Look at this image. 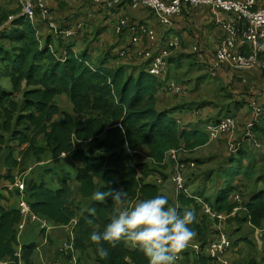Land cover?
<instances>
[{
	"label": "trees",
	"instance_id": "16d2710c",
	"mask_svg": "<svg viewBox=\"0 0 264 264\" xmlns=\"http://www.w3.org/2000/svg\"><path fill=\"white\" fill-rule=\"evenodd\" d=\"M89 2L97 5L92 0ZM123 3L131 2L125 0L114 7L98 6L114 11ZM21 9L20 6L15 11H8L0 7V27L11 14L17 15L0 31V152L5 148L10 151L6 159L10 167L7 178H13L12 168L24 171L25 163L27 166L41 162L48 153L49 159L66 158L69 168L76 170L75 180L83 197L92 198L94 192L109 188L123 190L127 193L123 204L108 197L104 202L93 200L89 208L84 209L67 179L57 177L59 187L54 188L50 187L53 182L48 179L34 177L30 188L26 183L25 197L31 210L50 222L69 225L77 221L74 249L95 264H148L144 254L124 240L114 246L104 243L109 255L101 259L88 237L93 230L103 231L112 216L121 211V205L127 207L134 201L163 195L168 198L167 206H171L172 200L161 191L169 179L168 174L164 171L154 180L148 178L162 173L157 170L167 168L166 157L173 149L178 151L181 161L190 162L180 155L207 145L210 132L183 128L172 115L173 109L158 108L157 94L164 80L148 72V62L138 57L135 49L113 46L93 60L90 53L73 49L75 35L66 38L50 27L51 21L58 26L51 10L49 17L43 18L36 5V17L32 21L22 15ZM39 17L53 31L60 47L65 46L63 51L52 45L51 40L42 41L37 28ZM67 28L59 26L58 30ZM127 31L124 29L120 34ZM125 49V57L134 54L141 59L139 67L106 64L114 58H121L119 52ZM169 75L170 72L166 79ZM6 78L11 83L9 90L4 84ZM63 94L69 98L72 111L62 109L56 102V98ZM58 116H62L61 121L56 119ZM254 132L262 143L261 150L256 151L248 142H240L241 138L236 141L240 145L230 157L231 161L227 164L220 162L217 169L210 170V177L214 171L224 176L223 188L214 199L213 195L206 193L210 186L216 187L214 178L211 177V181L208 178L209 184L197 188L195 193L185 179L192 196L178 194L179 213L190 210L188 208L193 205L197 217L200 198L214 212L230 214L236 206L233 197L238 193L244 201L243 209L229 219L239 225L250 223L261 227L264 224V188L259 190L260 183L264 186V118L255 125ZM13 150H18L19 158L14 156ZM49 171L47 168L46 172ZM240 176L248 182L237 180ZM159 178L163 180L161 184ZM207 182L203 180L204 184ZM20 220L19 208L0 205V260L15 257ZM189 227L196 233L192 240L201 245L202 251H187L182 258L192 253L198 255L202 263L207 259L214 261L204 255L203 250L215 239L216 230L210 228L205 218L199 223L195 220ZM211 233L215 235L212 238ZM245 240L252 245L249 239ZM36 247L35 243L23 246V264H32ZM256 258L251 253L247 264H264V254L260 260Z\"/></svg>",
	"mask_w": 264,
	"mask_h": 264
},
{
	"label": "crops",
	"instance_id": "0c3cea01",
	"mask_svg": "<svg viewBox=\"0 0 264 264\" xmlns=\"http://www.w3.org/2000/svg\"><path fill=\"white\" fill-rule=\"evenodd\" d=\"M45 5L51 10L58 24L57 27H68L67 29L72 30L75 34L72 39L73 49L77 52L90 53L93 60L98 59L103 52L108 51L113 46L120 48L130 47L133 50L144 46L143 42L133 45L129 31L124 34L117 32V25L121 19L153 26L162 43L169 35L177 36L178 46L174 49L170 59V75L168 79L164 80V84L157 94L158 108L160 110L173 109L172 115L181 122L183 128L190 130L198 129L207 132L206 127L209 124L219 123L228 116L233 117L236 121V129L220 132L216 136L210 135V142L207 145L195 151L184 153L188 160L195 161L197 166L202 167L200 174L197 175L195 169L185 170L184 175L192 192L195 193L199 187H206L209 184L207 182L208 178L211 181L212 177L216 187L210 186L206 193L213 195L212 199H214L223 188L224 176L219 174L218 171H214L210 177V170L218 167L216 168L208 163L214 158L215 161H217L216 158L221 159L220 162L224 164L231 161L229 159L234 154L232 144L243 136L245 124L251 117L249 103L252 100H257L264 104V68H239L228 64L220 70L219 78L216 81L209 79V66L215 60L217 50L225 34L223 27L217 22L216 18L221 16L222 20H226L228 15L223 13L215 14L206 5L188 6L182 13L173 17V23L169 27H165L159 24L153 12L141 5L133 6L132 3H123L114 11H108L103 7L93 5L89 0H45ZM20 6L21 0H0V7L4 10L15 11ZM263 6L264 0H258L257 7ZM38 20L37 28L42 35V41L51 40L52 45L63 51L65 46L60 47L53 31L43 22L41 17ZM8 24L2 25L0 31ZM106 64L113 67L120 64L139 67L141 59L135 57L134 54H130L123 58H114ZM166 82L176 83L179 86V90L167 88ZM56 102L62 109L72 111V105L67 95L58 96ZM61 117L58 116L56 119L61 121ZM230 144L231 149L229 150ZM12 145H16V143ZM209 147L212 149L216 148V152L206 156L198 154L199 150ZM9 154V148H5L0 152V205L9 208H19V192L17 189H11L15 177L21 175V177L27 178L28 171H32L34 168L33 165L42 166L55 159H49L50 156L47 153L41 162L29 163L25 171L12 168L13 178H7L10 173V167H8L6 159ZM13 154L16 158L20 156L18 150H13ZM169 159L167 156L165 172L170 178L172 171L173 173L175 171L176 163ZM59 165L56 164L48 168L51 170L47 172L50 174L49 177L46 176L47 168H45L39 171L42 177L38 175L39 177L36 178L40 180L48 179L49 182H53L50 187L54 188L59 187V179L57 177L62 180L67 179L75 191L76 198L81 202L82 208L88 209L93 199L81 195L79 183L75 180L76 170L73 172L74 170L69 168L67 164L62 167ZM28 168L29 170L27 171ZM168 168L171 170L170 175ZM34 175L36 174L31 175V178L27 179L29 185L30 183L32 185ZM52 177L55 179H51ZM155 178L156 176H151L148 179L154 180ZM238 179L242 180V183L248 182L242 176L238 177ZM203 180L207 184H204ZM263 188L264 186L260 183L259 190ZM161 191L169 196L172 204H175L174 207L178 209L179 195L175 192L172 181L164 184L161 187ZM251 195L252 193H250L249 197ZM199 206L200 209L196 221L199 223L205 218L210 224V228H213L216 232L218 231L215 234L223 232L231 236L233 242L235 241L234 247L226 257V261L207 259L206 262L202 263L198 255L191 253L183 257L181 261L176 262V264L183 263V261V264H247L251 253L260 260L263 243L258 237L259 227H255L250 223L239 225L234 219H229L230 217L219 221L201 204ZM188 209H193V205ZM21 219L26 224V227L18 231V243L15 244V251L22 255L24 245L35 243L37 247L32 255V264H89V258L81 256L75 249L72 251H61L64 243H74L75 241L74 224L63 225L50 222L49 228L43 231L39 228L37 220L31 217ZM261 227L264 228V224ZM214 236L213 233L210 234L211 238ZM245 239H249L252 245H248ZM188 257L189 260L187 261Z\"/></svg>",
	"mask_w": 264,
	"mask_h": 264
},
{
	"label": "built area",
	"instance_id": "2783aa9c",
	"mask_svg": "<svg viewBox=\"0 0 264 264\" xmlns=\"http://www.w3.org/2000/svg\"><path fill=\"white\" fill-rule=\"evenodd\" d=\"M95 4L106 5L114 7L125 0H92ZM133 6H143L144 8L153 11L160 25L169 27L173 23V17L180 14L185 7L206 5L215 13H223L228 15L226 20H222L218 16L217 22L223 27L225 34L221 44L217 50L215 60L209 66V74L211 77H217L220 70L231 64L239 68L261 67L264 68V6L257 7L258 0H128ZM36 5L41 12L43 18L49 17V9L45 5V0H21L22 15L34 21L36 17ZM15 14L9 16L7 23H10ZM50 27L56 32L61 33L64 37L69 38L74 36L72 30L64 29L58 30L54 22H50ZM127 29L131 33V40L133 45L140 42L144 46L140 49H135L138 57L148 62V72L162 80L166 79L169 67V58L172 56L174 49L178 46V39L175 35H169L162 43L159 40L158 33L153 26L148 24H141L129 21L128 19H121L117 25V32ZM121 56L127 54V50L119 52ZM166 87L178 91L179 86L174 82H166ZM249 110H251V117L245 124L244 134L240 142H248L252 144L256 151L262 149V143L256 138L254 127L264 118V104L257 100H252L249 103ZM211 136H216L223 131H232L236 129V121L233 117L228 116L222 119L219 123H212L207 126ZM240 143L232 144V150L236 152L239 149ZM168 157L172 159L175 165V171L171 176L175 192L177 194L185 193L191 195L189 188L186 186L185 170L194 169L196 167L195 161L184 162L178 156V151L173 149L168 153ZM159 184L163 182L161 178L158 180ZM11 189H17L20 192L19 209L21 218L31 217L38 221L39 228L46 230L49 228L50 221L46 218L40 217L31 210L30 204L26 200V182L25 178L18 175L12 182ZM236 206L230 214L214 212L208 203L202 199H198L201 205L207 209L219 221L225 220L230 216L236 215L237 212L243 209L244 201L240 194H235L233 197ZM77 221L71 224H76ZM18 231L23 230L26 224L22 219L18 223ZM258 237L263 243L264 247V228H258ZM232 237L226 233L219 232L215 239L211 241L203 250V254L215 259L217 261H226V257L233 248ZM74 250V243L66 242L62 245L61 251ZM187 251H194L200 253L202 251L201 245L191 240L187 246L181 250L177 255L180 260L183 253ZM264 254V251H263ZM262 256V255H261ZM16 258L19 259L17 262ZM23 264L21 255L16 253L15 257H8L0 260V264Z\"/></svg>",
	"mask_w": 264,
	"mask_h": 264
},
{
	"label": "clouds",
	"instance_id": "9594fccd",
	"mask_svg": "<svg viewBox=\"0 0 264 264\" xmlns=\"http://www.w3.org/2000/svg\"><path fill=\"white\" fill-rule=\"evenodd\" d=\"M127 193L123 190L96 191L92 199L104 202L106 198L123 204ZM168 198L158 195L139 200L115 213L103 231L93 230L88 239L101 259L109 255L104 243L114 246L121 240L130 242L145 256L148 264H176L178 253L196 235L190 225L196 220L195 209L182 214L167 206ZM94 211V210H93Z\"/></svg>",
	"mask_w": 264,
	"mask_h": 264
},
{
	"label": "rangeland",
	"instance_id": "374dc122",
	"mask_svg": "<svg viewBox=\"0 0 264 264\" xmlns=\"http://www.w3.org/2000/svg\"><path fill=\"white\" fill-rule=\"evenodd\" d=\"M163 30H164V28H163ZM177 37V36H176ZM121 58H123V57H125V56H120ZM96 64L97 63H99V62H95ZM169 70H170V67H168V72H169ZM217 78H219V74H218V76L217 77H211V75H210V78L209 79H211V80H213V81H216V79ZM4 84H5V87H6V90H9L10 88H11V83H10V81H9V79H4ZM242 138V136L240 137V139ZM231 149V144H230V148H229V150ZM253 151L255 152V153H257L258 155H260L258 152H256L254 149H253ZM212 152H216V148H211V147H209V148H204V149H201V150H199V152H198V154L199 155H202V156H206V155H209V154H211ZM181 157H183V158H186V154H181L180 155ZM190 156H192V155H190ZM216 160L217 161H215V158L211 161V162H209L208 164L209 165H212V166H214V167H218V165H219V162L221 161V159H219V158H216ZM27 162V161H26ZM36 162H33L32 164H35ZM56 164H60L59 166L60 167H62V166H64V164H67V159L66 158H59V159H55V160H52L50 163H47V164H45V165H42V166H40V165H38V166H36V165H33V170L32 171H30L29 170V168L27 169V171H28V174H27V178L25 177V179H26V183H27V179L28 178H31V175H33V174H36V175H34V177H39V176H41L40 175V173H39V171H41V170H44L45 168H51V167H53L54 165H56ZM36 166V167H35ZM201 166L199 167V166H197V164H196V167L194 168L195 169V171H196V175L197 174H200V172H201ZM24 169L26 170V163H25V166H24ZM193 169V170H194ZM24 170V171H25ZM158 172H162V173H157L155 176H161L163 173H164V171H165V169L162 171V169H160V170H157ZM73 172H75V170L73 171ZM170 172H171V170H170V168H168V173H169V175H170ZM76 173V172H75ZM172 173H173V171H172ZM172 173H171V175H172ZM185 174V173H184ZM187 174V173H186ZM39 175V176H38ZM171 175H170V178H171ZM46 176L47 177H49L50 176V174L49 173H47L46 172ZM42 177V176H41ZM169 178V182H171V179ZM168 181H166V183L168 182ZM165 183V184H166ZM195 188H197V186H195ZM164 189V188H163ZM134 202H137V201H134ZM174 203L171 205V207H174ZM124 208H126V206H124V205H121L120 206V209L121 210H123ZM176 208V207H175ZM263 251H264V247L262 246V249H261V252H262V256H263ZM262 256H261V258H262ZM90 261H89V264H95V262L93 261V260H91V259H89Z\"/></svg>",
	"mask_w": 264,
	"mask_h": 264
},
{
	"label": "water",
	"instance_id": "95a60500",
	"mask_svg": "<svg viewBox=\"0 0 264 264\" xmlns=\"http://www.w3.org/2000/svg\"><path fill=\"white\" fill-rule=\"evenodd\" d=\"M33 182V181H32ZM30 186H31V183H30V185H29V188H30Z\"/></svg>",
	"mask_w": 264,
	"mask_h": 264
}]
</instances>
